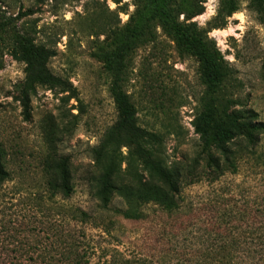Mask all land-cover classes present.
Returning a JSON list of instances; mask_svg holds the SVG:
<instances>
[{
  "label": "rangeland",
  "instance_id": "obj_1",
  "mask_svg": "<svg viewBox=\"0 0 264 264\" xmlns=\"http://www.w3.org/2000/svg\"><path fill=\"white\" fill-rule=\"evenodd\" d=\"M174 2L184 12L180 20L204 7L189 21L197 22L221 52L227 77L220 95L264 121V22L250 0H240L239 11L219 27L220 0ZM120 4L126 9L114 0H0V19L16 18L11 30L0 32V160L11 175L0 185V264H70L74 250L84 254L82 264H129L119 261L139 256L161 264H195L220 247H225L219 250L222 255L231 253L230 264L259 259L264 131L253 145L243 137L229 143L236 171L219 151L213 150L214 156L202 151L193 126L206 91L200 61L158 22L129 51L122 87L139 124L161 136L163 157L178 171L179 207L168 211L148 203L144 217L135 220L120 214L127 205L119 192L108 208L93 196V148L118 117L112 76L100 53L111 48L110 28L126 25L136 10V0ZM26 10L31 14L17 18ZM16 32L53 52L48 68L68 88L38 86L26 113L19 91L25 63L11 53ZM122 150L125 154L127 148ZM63 157L70 161L75 182L74 193L63 203L89 212L88 222L62 221L46 192L44 160ZM210 160L224 165L221 174L208 167ZM103 246L119 253L105 256Z\"/></svg>",
  "mask_w": 264,
  "mask_h": 264
},
{
  "label": "trees",
  "instance_id": "obj_2",
  "mask_svg": "<svg viewBox=\"0 0 264 264\" xmlns=\"http://www.w3.org/2000/svg\"><path fill=\"white\" fill-rule=\"evenodd\" d=\"M120 9L125 6L122 0H114ZM250 5L261 16L264 22V0H250ZM240 9V0H220L217 19H221L215 27L224 26L228 18ZM204 7L187 13L178 9L174 0H136V10L130 21L119 28H110L111 48L102 51L106 70L112 76L110 91L118 112L117 120L105 131L99 144L93 148L95 174L89 182L93 196L102 208H108L115 192H119L126 202V208L119 210L125 218L141 219L144 217L143 206L148 203L158 204L168 211L179 207L181 180L178 171L168 165L160 150L162 138L139 124L135 107L122 87L127 71L129 51L138 41L152 34L153 25L158 22L165 31L173 36L177 45L195 55L201 64V76L206 86L203 98V110L196 116L193 126L202 140V151L214 156L213 150L219 151L226 160L227 167L237 170L236 160H229L231 149L229 143L237 137H243L253 145L260 132L264 131V121L256 120V114L246 108H236L235 101L226 98L222 92L227 69L223 57L215 44L195 21L193 16L203 13ZM31 14L30 10L21 11L17 18ZM15 17L0 19V32L10 30ZM13 57L25 63V80L20 86V99L27 112L30 98L36 93L38 86L50 89L60 88L67 91L66 81L55 75L48 68V61L53 52L44 44H37L32 36L23 33H12ZM73 97V96H71ZM79 99V98H77ZM26 115V114H25ZM126 147L124 154L122 148ZM123 164L125 167L123 168ZM208 167L221 174L223 164L219 160H210ZM43 170L46 175L45 189L49 199L55 204V212L63 220L88 222L92 215L80 207L67 205V201L75 190L71 164L68 158L60 160H44ZM126 178L127 181H123ZM11 179L10 172L0 160V185ZM61 219V218H60ZM106 229V228H103ZM109 232V230H105ZM110 233V232H109ZM263 252L250 258L246 264H264V238L260 245ZM225 249L221 248L219 250ZM233 246L229 248L232 251ZM218 248L213 249L195 264H230L231 253L222 255ZM105 256L109 252H118L103 246ZM217 252L215 255L214 253ZM119 253V252H118ZM74 261L70 264H82L84 254L71 251ZM70 256V257H71ZM120 259L114 258V261ZM129 264H156L146 256L120 260ZM161 264V263H157Z\"/></svg>",
  "mask_w": 264,
  "mask_h": 264
}]
</instances>
